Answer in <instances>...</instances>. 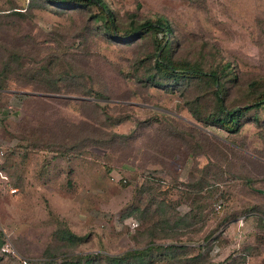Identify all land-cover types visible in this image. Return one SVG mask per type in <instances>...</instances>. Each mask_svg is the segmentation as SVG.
Masks as SVG:
<instances>
[{
	"label": "rangeland",
	"instance_id": "obj_1",
	"mask_svg": "<svg viewBox=\"0 0 264 264\" xmlns=\"http://www.w3.org/2000/svg\"><path fill=\"white\" fill-rule=\"evenodd\" d=\"M107 1L121 22L167 18L179 39L174 45L176 57L201 60L205 67L230 61L232 72L240 77L229 83L233 102L245 99L246 84L253 78L264 81V0ZM10 8L24 13H9ZM91 24L89 11L60 12L45 0H0V60L12 44L28 51L20 58L21 67L6 78L8 88H0V264H55L87 253L103 264L107 254L145 242L146 235L136 236L143 222L131 212L133 204L143 205L148 196L139 190L143 183L175 176L185 180L194 159L200 166L207 161L202 153H187L185 146L157 143L163 137L156 117L167 113L182 123L194 118L179 91L146 86L127 75L141 58L148 61L152 39L111 41L89 30ZM81 28L88 33L85 42L77 36ZM54 51L67 55L50 65ZM36 68L41 70L37 73ZM54 75L60 76L57 84L72 91L35 90L47 87L46 79ZM87 87L101 92L82 94ZM83 98L98 101L112 116L127 114L106 128L121 133L135 128L138 136L118 137L107 146L88 143L65 154L41 146L49 134L61 138L66 132L73 138L85 122L94 129L107 121L100 106L82 104ZM255 113L263 121L264 104L245 116L234 136L223 128L208 127L224 142L248 145L249 154L234 160L242 175L226 173L207 214L198 225L184 228L180 242L194 245L181 251L180 256L186 255L182 261L171 257L154 264H183L198 251L214 264H264V127ZM225 151L229 154L230 148ZM202 193L188 192L177 209L185 212ZM170 195L177 198L178 190L173 188ZM250 205L253 209L219 224L226 213H239ZM65 225L82 239L65 244L55 238V228ZM81 264H89L86 256Z\"/></svg>",
	"mask_w": 264,
	"mask_h": 264
},
{
	"label": "trees",
	"instance_id": "obj_2",
	"mask_svg": "<svg viewBox=\"0 0 264 264\" xmlns=\"http://www.w3.org/2000/svg\"><path fill=\"white\" fill-rule=\"evenodd\" d=\"M45 1L60 12L70 9L89 11V20L92 21V24L87 26L89 30L91 29L96 35L100 34L111 41L131 43L139 39L151 38L154 48L146 55L148 61H145L144 57L141 58L136 69H133L130 73L128 72L127 75L133 76L146 86L155 85L164 87L166 90L179 91L186 99L187 107L194 118L193 122L182 123L173 115L161 114L156 117V121L160 130L159 135L163 139L157 143L166 142L172 146H185L187 147V153H192L194 156L202 153L206 156L207 161L200 166L194 159L185 180L175 176L170 181L158 179L154 182L155 184L143 183L139 190L140 192H147L148 196L143 205L133 204L132 211H130L143 222L138 227V235L136 236L146 235L145 242L115 255L107 254V261L103 264H154L155 262L163 263L171 257L182 261L186 255L184 257L180 256L181 251L188 250L194 245L180 242L182 239L179 236L184 232V228L198 225V222L207 214L205 210L215 203L213 198L220 190L221 182L227 179L225 178L226 173H230L233 177L242 175L241 171L234 168V160L237 161V158L249 154L248 145L244 142H240L241 144L235 141L232 144L224 142L208 127H220L227 130L230 135H236L245 121V116L253 109L259 110L264 104L263 79L253 78L246 84L245 99L239 103L233 102L230 98L231 85L229 83L232 80H239L240 77L238 72H232V63L226 61L222 65L205 67L201 60L176 57L174 45L179 39L172 23L167 18L158 16L144 20L130 19V21L121 22L107 0ZM23 11V9L10 8L8 12L21 15L24 13ZM159 32H161V35H159ZM77 36L83 39V42L88 39V33L84 31V28H81ZM5 49L7 54H4V57L0 60V88H8L5 81L9 77L10 71L19 69L21 67L20 58L28 54L27 49L17 48L13 44L5 47ZM65 52L67 51H63V53ZM58 53V51H54L50 55V65L56 59L67 55V53H60V55ZM68 58L75 59V57L69 55ZM70 65L73 68L71 63ZM142 65H146L144 69H141ZM44 66L45 70L48 69ZM40 70L41 68H36L37 73ZM46 72L50 74L48 70ZM34 75L36 74L32 72L31 77ZM44 77L45 75L42 78ZM49 78L46 79L49 82L47 87L38 86L35 87V90L43 89L46 92L64 93L72 91V88L64 89L61 84H57L60 79L59 75ZM81 92H83L82 94L93 95L94 92L100 94L101 91L100 89L94 90L93 87H87L82 89ZM81 101L82 104L90 103L94 104V107L100 106L101 108V104L96 100L83 98ZM102 110L106 114L107 121L101 123V126L94 125V129H91L90 123L85 122L82 124L81 129L76 130L78 131L77 135L72 134L73 138L66 132L61 134V138H57L58 135L56 136L53 133L49 134L47 141H43L41 146L51 150L55 148L60 154H65L71 152L72 149L84 147L88 143L107 146L115 144V141L119 138L129 139L138 136L135 128L129 133H121L106 128L109 124L121 122L127 114L120 113L112 116L105 111L104 107ZM256 116L257 113L254 117L258 124L264 127V120L262 121ZM56 144L59 147H55ZM226 147L230 148V155L225 151ZM253 152L259 154L257 149ZM238 153H240L239 157ZM238 161H241V159H238ZM250 181L247 179L249 184ZM173 188L178 190L177 198L170 195ZM190 191H202L203 193L195 197L190 203L189 209L182 213L177 209L178 205L184 202L183 198ZM251 209H253V205L246 207L239 213H226L219 224ZM0 232L2 233V230ZM213 232L214 230L206 234L205 239H209ZM1 233L0 242L3 241ZM54 236L63 240L65 244L82 239V235L77 234L68 225L56 227ZM166 237L170 240H161V238ZM199 244L198 247L200 248L202 245ZM84 256H86L89 264H101L98 258L96 259V256L92 257L90 253L80 254L76 260H65L55 264H81ZM183 264H214V262L206 253L198 251L193 255H188Z\"/></svg>",
	"mask_w": 264,
	"mask_h": 264
},
{
	"label": "built area",
	"instance_id": "obj_3",
	"mask_svg": "<svg viewBox=\"0 0 264 264\" xmlns=\"http://www.w3.org/2000/svg\"><path fill=\"white\" fill-rule=\"evenodd\" d=\"M221 206H222V203L221 202H216V205H215V207H216V209H220L221 208Z\"/></svg>",
	"mask_w": 264,
	"mask_h": 264
}]
</instances>
